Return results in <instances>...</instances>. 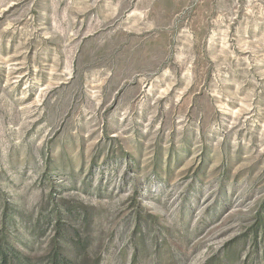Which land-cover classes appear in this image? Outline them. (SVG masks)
Instances as JSON below:
<instances>
[{"label": "rangeland", "instance_id": "rangeland-1", "mask_svg": "<svg viewBox=\"0 0 264 264\" xmlns=\"http://www.w3.org/2000/svg\"><path fill=\"white\" fill-rule=\"evenodd\" d=\"M1 244L264 264V0H0Z\"/></svg>", "mask_w": 264, "mask_h": 264}, {"label": "trees", "instance_id": "trees-1", "mask_svg": "<svg viewBox=\"0 0 264 264\" xmlns=\"http://www.w3.org/2000/svg\"><path fill=\"white\" fill-rule=\"evenodd\" d=\"M63 237H64V233H59L58 238H61V239L60 241H58L59 243H55V244L64 245L66 241L62 239ZM61 249L62 248L57 247L53 250L56 254L50 259L49 264H72V261L66 260L65 258H62V254H58ZM0 264H30V263L26 257L19 258V256L12 249V247L10 246L8 247V246H5L4 244H1L0 245Z\"/></svg>", "mask_w": 264, "mask_h": 264}]
</instances>
